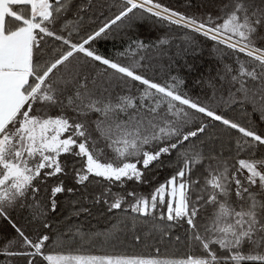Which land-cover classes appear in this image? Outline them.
Here are the masks:
<instances>
[{"label":"snow or ice","instance_id":"snow-or-ice-1","mask_svg":"<svg viewBox=\"0 0 264 264\" xmlns=\"http://www.w3.org/2000/svg\"><path fill=\"white\" fill-rule=\"evenodd\" d=\"M91 7V0H0V217L17 234L0 255L8 264H264V0H215L216 14L200 16L161 0H121L114 15L80 35L81 13ZM144 19L223 46L215 76L196 81L206 83L209 102L183 92L178 76L160 83L143 74V56L123 64L92 47L118 23L131 28ZM148 47L130 38L118 55ZM213 100L238 106L244 122ZM216 122L229 130L226 143L208 132ZM166 169L170 174L153 185ZM65 194L80 196L72 202L75 216L97 205L108 214H136L146 235L134 242L158 235L163 243L182 229L175 241L185 252L82 251L91 240L79 228L49 234ZM15 208L29 210L46 231L30 238L9 216Z\"/></svg>","mask_w":264,"mask_h":264},{"label":"trees","instance_id":"trees-1","mask_svg":"<svg viewBox=\"0 0 264 264\" xmlns=\"http://www.w3.org/2000/svg\"><path fill=\"white\" fill-rule=\"evenodd\" d=\"M120 2L121 0H91L92 7L87 12L81 13L84 19L81 24L80 35L90 33L100 26L105 18L114 15L117 9L112 5H119ZM161 2L187 15L200 16L207 12L216 14L215 0H161ZM75 3L77 6L87 5L88 0H75ZM139 14V10H137V15ZM71 17L72 13H69V18ZM128 23L125 21L113 26L105 36L93 42L92 47L98 53L117 59L123 64H128L133 58L138 60L140 56H143L142 63L145 68L140 69L143 74L160 83L168 82L173 75L178 76L185 81L181 86L183 92H186L194 100L199 99L202 103L209 102L210 90L206 83L198 84L196 81L202 77L215 76L221 56L216 48L223 46H216L214 42L199 34H193L189 30L169 25L167 22H159L154 19L134 20L131 28L128 27ZM130 38L142 40L149 47L138 54L128 53L125 57H120L118 55L120 52L127 51ZM161 38L168 42L166 44L157 43ZM74 39H78V37L74 36ZM226 51L228 54L226 62H231L234 53L230 50ZM97 68L103 70L101 65H97ZM210 103L228 118L244 122L241 119L238 106L229 108L222 103L218 105L216 100ZM196 123L199 121H194L193 126ZM208 132L217 134L225 143L229 138V130L218 122L215 123L214 127H210ZM216 146L219 147V143ZM169 174L170 170L168 169L156 173L157 180L153 181V185L163 181ZM68 186L71 187V183ZM127 187L129 189L136 187L143 194H148L151 191L150 185L129 184ZM113 190L119 189L114 188ZM79 199V194H65L59 197L61 207L58 213L50 218L52 224L49 231L50 235L54 233L58 235L67 228H71L73 231L79 228L81 230L80 235L86 234L91 240V243L88 240L83 241L80 246L81 250L86 252L150 254L152 249L157 246L160 247V254L165 256L181 255L185 252L186 245L175 241V235H181L182 229L174 230L173 238L171 240L165 239L163 243L157 242L158 235L155 240L145 239L143 242H134V235H146L145 222L136 214L119 210H115L113 214H108L103 211L100 205H97L95 208H90V215L75 216L73 215L75 206L72 202ZM83 203L86 207H90V202L83 201ZM8 214L30 238L35 239L37 235L46 231L37 221L32 220L27 209H9ZM158 215L157 213V219ZM152 222L151 220L148 221L149 224ZM114 225L117 226L116 229L113 228ZM159 226L163 227V222H159ZM16 236L17 234L8 220L0 217V246ZM0 264H8V258L0 255ZM14 264H22V261H16Z\"/></svg>","mask_w":264,"mask_h":264}]
</instances>
